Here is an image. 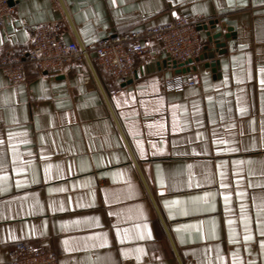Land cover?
<instances>
[{
  "label": "crops",
  "instance_id": "obj_1",
  "mask_svg": "<svg viewBox=\"0 0 264 264\" xmlns=\"http://www.w3.org/2000/svg\"><path fill=\"white\" fill-rule=\"evenodd\" d=\"M13 2L3 54L40 24L83 47L186 13L222 45L200 29V83L174 89L157 41L125 81L93 51L56 77L0 70V264L21 241L58 264H264V0Z\"/></svg>",
  "mask_w": 264,
  "mask_h": 264
},
{
  "label": "built area",
  "instance_id": "obj_2",
  "mask_svg": "<svg viewBox=\"0 0 264 264\" xmlns=\"http://www.w3.org/2000/svg\"><path fill=\"white\" fill-rule=\"evenodd\" d=\"M15 14V4L10 0H0V28L10 25ZM209 20L192 13L181 14L144 31L108 35L93 45L83 47L76 41L65 42L51 24H40L33 31L31 46L21 54H3L0 51V70L12 84L27 80V65H33L43 76L56 77L64 73L68 65L82 60L91 61L93 51L97 62L113 78L125 81L136 73V59L147 52L152 41L159 42L169 58L178 63L198 57L205 42L197 25ZM199 83V77L189 70L167 79L165 86L174 89ZM10 264H58V261L56 254L45 246L21 241L10 250Z\"/></svg>",
  "mask_w": 264,
  "mask_h": 264
},
{
  "label": "water",
  "instance_id": "obj_3",
  "mask_svg": "<svg viewBox=\"0 0 264 264\" xmlns=\"http://www.w3.org/2000/svg\"><path fill=\"white\" fill-rule=\"evenodd\" d=\"M10 3L13 4L14 3L13 0H10ZM215 24H216V21L214 19H211L206 23L197 25V28L198 30L205 29L208 35V40L210 42L215 41L216 48H218L222 45V43L219 42V37L221 36L222 33L221 32L214 33L211 31V29H214ZM201 57L202 56H198L195 59H188L185 62H179V63L176 60H171V61L173 62L174 66L179 67L178 71L185 72V71L191 70L189 65L193 63L194 61L201 59ZM211 65L214 66V62H212ZM180 67H183V68H180Z\"/></svg>",
  "mask_w": 264,
  "mask_h": 264
},
{
  "label": "snow or ice",
  "instance_id": "obj_4",
  "mask_svg": "<svg viewBox=\"0 0 264 264\" xmlns=\"http://www.w3.org/2000/svg\"><path fill=\"white\" fill-rule=\"evenodd\" d=\"M262 71H264V69H262ZM262 84H264V81H261ZM245 239H248V237H245ZM262 247H264V242H262Z\"/></svg>",
  "mask_w": 264,
  "mask_h": 264
}]
</instances>
